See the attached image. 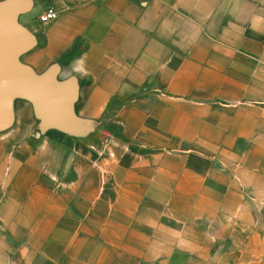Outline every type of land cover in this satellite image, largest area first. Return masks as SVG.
Returning a JSON list of instances; mask_svg holds the SVG:
<instances>
[{
    "label": "crops",
    "instance_id": "1",
    "mask_svg": "<svg viewBox=\"0 0 264 264\" xmlns=\"http://www.w3.org/2000/svg\"><path fill=\"white\" fill-rule=\"evenodd\" d=\"M32 2L20 59L75 76L94 130L14 101L0 264H264V0Z\"/></svg>",
    "mask_w": 264,
    "mask_h": 264
},
{
    "label": "water",
    "instance_id": "2",
    "mask_svg": "<svg viewBox=\"0 0 264 264\" xmlns=\"http://www.w3.org/2000/svg\"><path fill=\"white\" fill-rule=\"evenodd\" d=\"M32 5V0H0V132L13 125L14 101L23 99L30 102L38 120L37 135L55 129L84 137L94 125L75 112L77 78L60 79L57 63L38 73L20 59L37 44L36 35L19 21Z\"/></svg>",
    "mask_w": 264,
    "mask_h": 264
},
{
    "label": "built area",
    "instance_id": "3",
    "mask_svg": "<svg viewBox=\"0 0 264 264\" xmlns=\"http://www.w3.org/2000/svg\"><path fill=\"white\" fill-rule=\"evenodd\" d=\"M57 16H58L57 10L51 5H47L43 8L42 12L39 14V21L42 23H47L56 19Z\"/></svg>",
    "mask_w": 264,
    "mask_h": 264
},
{
    "label": "rangeland",
    "instance_id": "4",
    "mask_svg": "<svg viewBox=\"0 0 264 264\" xmlns=\"http://www.w3.org/2000/svg\"><path fill=\"white\" fill-rule=\"evenodd\" d=\"M19 21H20L22 24H24V23H23V19H22L21 16L19 17Z\"/></svg>",
    "mask_w": 264,
    "mask_h": 264
}]
</instances>
